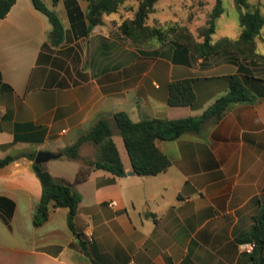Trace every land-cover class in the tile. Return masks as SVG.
<instances>
[{"label":"crops","instance_id":"crops-1","mask_svg":"<svg viewBox=\"0 0 264 264\" xmlns=\"http://www.w3.org/2000/svg\"><path fill=\"white\" fill-rule=\"evenodd\" d=\"M41 1L64 28L58 45L32 0H18L0 19V160L17 157L0 167V264H251L242 245L264 224V64L230 52L202 57L179 41L136 45L119 29L123 13L93 26L88 0ZM257 43L264 54L263 30ZM236 74L255 100L234 105L200 135L158 141L172 160L166 172L136 174L115 129L126 175L98 170L76 185L74 230L65 207L34 224L44 186L24 154H62L102 116L201 115ZM181 80L193 81L192 106L168 103L171 83ZM80 153L94 159L96 150L87 144ZM66 161L42 166L74 182L81 162Z\"/></svg>","mask_w":264,"mask_h":264},{"label":"trees","instance_id":"trees-1","mask_svg":"<svg viewBox=\"0 0 264 264\" xmlns=\"http://www.w3.org/2000/svg\"><path fill=\"white\" fill-rule=\"evenodd\" d=\"M18 0H0V19L5 18ZM36 9L46 14L53 30L50 39L55 45L61 43L64 28L59 18L51 12L41 0H32ZM90 2L89 19L93 26L100 25L105 15L119 13L126 2L137 3L132 18H124L119 29L122 34L136 45L148 43L152 40L165 42L172 34L177 39L194 46L199 56L215 55L230 52L250 60L253 63L264 64V54L258 53L257 39L264 28V15L259 7L251 8L249 0H234L239 12L241 33L237 40L223 38L213 39L217 32V21L225 13L223 0H215L208 25L202 28L199 35L203 42L199 43L186 28L178 25L158 26L148 25L152 14L157 12L160 0H88ZM184 33V34H183ZM196 100L192 80H181L171 83L169 91V105L174 107L192 106ZM255 97L248 89L245 79L241 75L229 77L228 91L217 98L201 115L183 119H150L134 122L128 113H117L112 117H100L86 132L80 134L73 145L62 150L64 157L80 161L81 165L74 182L62 179H51L50 185L44 187L41 202L34 224L42 225L48 220L50 213L59 207L69 210L68 224L75 229V219L78 207L82 202V195L76 185L85 183L94 171H105L115 177L126 175V169L121 159L119 149L114 141L115 129L122 137L128 152L134 172L140 176H157L166 172L172 165V160L157 146L158 141H176L185 135H200L206 124L218 123L226 113L236 104L253 102ZM94 146V159L83 158L81 148L84 145ZM35 153L24 154L32 161ZM17 157H7L0 160V167L8 165ZM36 173L45 171L44 166L34 163ZM251 241L257 246L251 255V264H264V224L259 222L252 229Z\"/></svg>","mask_w":264,"mask_h":264},{"label":"rangeland","instance_id":"rangeland-1","mask_svg":"<svg viewBox=\"0 0 264 264\" xmlns=\"http://www.w3.org/2000/svg\"><path fill=\"white\" fill-rule=\"evenodd\" d=\"M251 2L255 4L256 7H260L264 15V0H251ZM223 3L225 13L217 21V32L213 37L214 40L219 38L220 36L234 37L241 31V27L239 24V12L236 9L233 0H223ZM214 4L215 0H160L157 5L158 11L150 16L148 25H178L189 30V32L194 36L195 40L203 39L199 35V32L202 28L207 27ZM136 7L137 3H135L134 1H128L124 5V7L121 8L119 13H123L124 17L125 15L128 16L125 18H132L134 16L133 12ZM192 28H196L195 33L191 32ZM166 41H179L184 43L188 42V40L181 41L172 34ZM260 51L264 53V44L260 46ZM116 138L118 143L122 146L123 150V139L120 136H117ZM66 160V158L55 159L45 164L47 167L52 169L57 167L61 168L60 166H62L63 164H66L64 166H67V164H71Z\"/></svg>","mask_w":264,"mask_h":264},{"label":"water","instance_id":"water-1","mask_svg":"<svg viewBox=\"0 0 264 264\" xmlns=\"http://www.w3.org/2000/svg\"><path fill=\"white\" fill-rule=\"evenodd\" d=\"M62 156H63L62 154H54L50 152L41 151L37 153L36 159L34 162L35 164L42 166L43 164L51 160L59 159ZM38 177L42 181V184L44 187H48L50 185L52 177L48 171H43L42 173L38 175Z\"/></svg>","mask_w":264,"mask_h":264},{"label":"built area","instance_id":"built-area-1","mask_svg":"<svg viewBox=\"0 0 264 264\" xmlns=\"http://www.w3.org/2000/svg\"><path fill=\"white\" fill-rule=\"evenodd\" d=\"M256 246H257V243L255 241H250L249 243L242 245V250L248 254H252Z\"/></svg>","mask_w":264,"mask_h":264}]
</instances>
